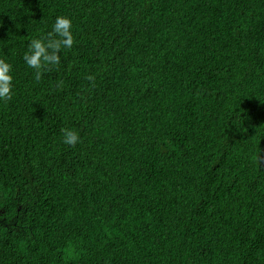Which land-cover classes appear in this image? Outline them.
Instances as JSON below:
<instances>
[{
  "label": "trees",
  "instance_id": "16d2710c",
  "mask_svg": "<svg viewBox=\"0 0 264 264\" xmlns=\"http://www.w3.org/2000/svg\"><path fill=\"white\" fill-rule=\"evenodd\" d=\"M0 59V264H264V0H0Z\"/></svg>",
  "mask_w": 264,
  "mask_h": 264
},
{
  "label": "clouds",
  "instance_id": "9594fccd",
  "mask_svg": "<svg viewBox=\"0 0 264 264\" xmlns=\"http://www.w3.org/2000/svg\"><path fill=\"white\" fill-rule=\"evenodd\" d=\"M72 21L65 16L55 18L52 30L45 37L33 38L28 43V50L23 55L25 64L35 70L34 79L39 82L43 71L50 66H59L60 51L62 48L70 49L74 44L72 35ZM12 66L4 59H0V100L5 102L12 99ZM94 80L93 76L86 77ZM63 133L62 142L75 147L79 142L78 133L67 128L61 129Z\"/></svg>",
  "mask_w": 264,
  "mask_h": 264
}]
</instances>
